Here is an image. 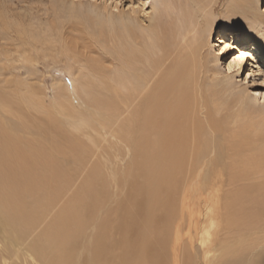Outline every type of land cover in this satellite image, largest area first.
Instances as JSON below:
<instances>
[{
	"label": "bare ground",
	"instance_id": "1",
	"mask_svg": "<svg viewBox=\"0 0 264 264\" xmlns=\"http://www.w3.org/2000/svg\"><path fill=\"white\" fill-rule=\"evenodd\" d=\"M189 1L203 6L204 0L159 1L160 19L147 34L148 40L152 39L148 44L152 51L146 58L140 55L137 44L143 42L142 35L135 28L116 30L120 41L117 54L120 70L108 78L109 83L103 87L105 92L101 88L97 90L103 97L93 93L86 83L81 88L88 105L96 110L98 120L105 122L104 129L110 128L108 133L113 138L122 136L126 143L122 151L129 158L132 153L128 167L133 168V172L124 175L125 180H130L126 197L117 201L100 219L88 244L82 245V239L87 236L96 212L103 203L111 200L102 166L97 161L89 167L90 173L75 196L61 206L30 244L25 243L24 257L22 243L57 205L61 199L59 193L71 186L72 180L64 169L67 164L64 166L63 161L71 157L81 163L85 153L92 157L96 154L92 149L87 150L76 137L68 138L63 123L56 119L53 127L57 135L49 154H44L34 143L22 141L21 133L11 129L8 122L10 118L15 121L12 117L20 115L21 106L17 100L26 105L19 86L23 85L19 81L3 82L0 79V239L4 244L0 246V264H9L10 254L5 246L8 242L20 248L24 264H31L27 258L30 253L37 260L35 264H264L259 255L260 246L251 243V236L262 231V227L264 230V195L255 193V188H261L260 182L264 181V144L259 131L260 128L264 130V117L252 122L248 116L238 115L241 125L238 124L236 129L242 133L249 130L242 122L248 117V122L255 124L254 136L245 139L240 147L232 143L226 145L227 168L224 170L221 171L217 164H209L212 147L205 146L204 128L210 124L208 129L214 132L218 125L215 119L209 121L199 117L202 111L201 108L199 112L200 98H203L197 94L196 78L205 66L204 47L218 19H213L212 8L208 7V12L199 9L203 12L202 23H199L197 13L191 12L193 4L188 6ZM237 5V2L231 3L229 13L240 8ZM175 8L179 11L176 16L179 14V20L186 26L181 41L189 40L184 41L182 53L178 49L175 60L161 70L168 60L166 56L178 48L175 26L180 21L174 22L175 14L174 18L171 15ZM251 30L252 36L243 33L239 42L240 46H248L245 40L251 39L249 47L254 51L257 45L259 48L263 45L264 35ZM142 44L146 46L145 41ZM144 51L148 52L146 48ZM241 56L243 59L237 60ZM244 62L246 54L239 50L227 67H241ZM251 63L248 73L253 75L255 63ZM72 94H75L74 100H80L81 95ZM52 104L50 109L56 115L65 105L56 101ZM25 105L23 109L27 107ZM103 112L107 114L103 116ZM19 123V131L32 133ZM210 132L208 130L211 135ZM234 135L236 133L229 134L228 138H236ZM257 146H261V153L256 152ZM95 148H99L98 145ZM251 151L254 153L250 154ZM240 165L244 167L235 168ZM222 172L230 174L227 177L229 184L249 181L246 185L254 188L233 190L222 201L214 187L216 180H222ZM118 184L115 178L110 182L111 188ZM113 213L117 215L115 234H118V241L112 237L107 221ZM187 217L189 233H195V243L200 249L194 256L189 252L180 254V230L185 228ZM10 227L16 233L12 239L6 231ZM114 240L124 248L123 252L116 253ZM191 247L192 252H196L194 244ZM81 249L86 256L80 253ZM14 255L18 256V252ZM226 259V263H221Z\"/></svg>",
	"mask_w": 264,
	"mask_h": 264
},
{
	"label": "rangeland",
	"instance_id": "2",
	"mask_svg": "<svg viewBox=\"0 0 264 264\" xmlns=\"http://www.w3.org/2000/svg\"><path fill=\"white\" fill-rule=\"evenodd\" d=\"M159 1L0 0V79L3 82L6 80L19 81L23 85H19L21 94L26 98V105L22 104L21 100H17V102L20 101L21 107L18 110L20 115L14 116L15 118L12 117V120L15 121H11L10 118L8 124L11 125V129L17 131L19 135L20 133L23 135H20L22 141L34 143L44 154H49L51 143L57 135L53 127L56 119L63 123L61 124L68 138L76 137L87 150L92 149L96 154L92 157L85 153V160L81 163L71 157L66 158L68 161H63L64 166L67 164L64 169L69 179L72 180L71 186L59 193L61 199L51 209L49 216L47 215L26 242L22 243L24 257H26L25 252L27 251L25 243L30 244L61 206L75 196L77 190L83 184V180L90 173L91 168L89 167L96 161L102 166L104 181L109 191L108 197L111 200L103 203L96 212L93 222L87 230V236L82 239V245L88 244L92 240L97 224L100 219L105 217L106 212L117 201L121 202L126 197L130 180H125L124 175L127 172H133V168L128 167L130 164L128 161L131 160L132 153L130 158L124 156L122 146L126 143L121 139L122 136L113 138L108 133L110 128L108 131L104 129L105 122L98 120L96 110L93 107L91 109V106L88 105L87 98L84 93L82 94L81 88L86 83L92 88L93 93H99V96L103 97L101 93L105 92L103 87L109 83L108 78H112L120 70L121 64L119 65L120 60L117 56L120 41L115 34L116 30L126 31L128 27L135 28L137 33L142 35L141 40L143 42H140L141 45L137 44L138 47L140 46V55L142 58L148 57L147 53L149 54L152 51L151 46L148 44L152 39L148 40L147 34L160 19L162 8L159 6L161 5ZM209 1L204 0L203 6L189 1L188 6L193 4L194 9L191 12L195 11L197 13L199 23H202L203 19V12L199 9L208 12V7L212 8L213 19H218L214 23L207 45L204 47L205 66L196 78V90L197 94L203 98V100L200 98L199 106L201 107H199V112L201 108L202 111L199 117L208 118L209 121L215 119L218 125V130L215 129L214 132H210V129H208L210 124L206 125L205 131L203 130V138H207H204L207 142L205 146L212 147V153L208 156L209 164H217L216 166H220L222 171L227 168V161L224 158L227 151L226 145L232 143L240 147L245 139L254 136L255 124L248 122L249 118L254 122L262 120V117H264V42L262 46L260 45V48L257 45L258 50L256 48L254 51L249 47L252 43L249 44L251 39L245 40L248 46H240L239 42L243 33L252 36V28L264 35V0H244V3L241 0H212L208 6ZM233 2H237V7L240 8L230 10L232 13H229V5ZM172 11V17L174 18V14L176 17L174 22L180 21L179 23L176 22L177 26H175L178 35V48L174 52L172 51V55L168 54L166 56L168 60L165 61V65L163 64L161 70L175 60L179 50L181 51L184 46V41L189 40L186 38L181 41L182 34L186 33V26H183L185 25L183 20H179V14L176 16V12H179L178 8ZM230 14L231 17H228ZM177 18L178 20H176ZM190 36L187 37L190 38ZM144 41L146 46L142 44ZM131 44L133 45L132 42H130ZM137 45L133 46L137 47ZM144 48L148 52L144 51ZM239 50L245 52L246 62L241 67L228 68V63L233 61ZM251 62L255 63L253 75L248 73ZM12 84L16 86L14 83ZM100 88L102 92L97 91L101 90ZM193 91L192 93H194ZM73 92L81 95L80 100H74L75 94H72ZM27 97L31 98L27 100ZM32 97L37 99L34 100ZM55 101L58 104H65L64 109L60 108L57 115L50 109ZM24 105L27 106V109H23ZM67 108L70 114L69 111L67 112ZM106 114L107 112L102 113L103 116ZM238 115L249 117L244 118L242 121L249 129L244 133L236 129L240 122ZM47 119L48 123H46ZM19 122L32 130V133L24 134L19 131ZM259 131L262 132L260 136L262 137V144H264V130L260 128ZM233 133H236L234 135L236 138L229 139V134ZM237 134H239V137ZM68 142L69 140L66 139V143ZM96 145L99 148H95ZM260 147L255 148L258 150H256L257 153H261L262 148L260 149ZM252 153L254 151L250 152V154ZM242 155H245V153ZM77 156L78 153L74 155L75 158ZM70 160L72 161L70 162ZM241 167L243 168L244 165L235 168L239 169ZM214 168L216 169L215 166ZM68 169H71V171ZM221 174L223 176L222 180H216L214 187L217 188L219 198L222 201L226 194L233 193L237 189L254 188L246 185L250 183L249 181L229 184L227 177L230 174L228 172H222ZM114 178L119 181V184L111 188L110 182ZM260 186L261 188H255V193L258 191L261 195H264V181L260 182ZM249 196L252 198L254 193H250ZM256 206L260 207L261 205L256 204ZM193 217L195 218V215ZM188 218H186L185 228L180 230L182 235V240L179 243L181 256L185 252H189L194 256L199 249L195 243V233H189L187 228ZM107 221L110 223L112 237L118 241V234H115L117 228L116 213L108 216ZM6 231L11 239V236L16 234L11 227ZM251 238V243L260 246L259 255L264 259L263 227L262 231H257ZM191 242L194 244L196 252H192ZM115 244L113 249L115 248L116 253L123 252L124 248L116 242ZM0 246H4L2 239H0ZM5 246L10 254V257L7 258L9 264L25 263L24 257L20 254V248L14 247L9 242ZM15 251L18 252V256L14 255ZM82 252L83 249L80 250V253ZM83 256H86L85 252H83ZM27 258L31 264L37 262L31 253L30 257ZM228 259L221 263H226Z\"/></svg>",
	"mask_w": 264,
	"mask_h": 264
},
{
	"label": "snow or ice",
	"instance_id": "3",
	"mask_svg": "<svg viewBox=\"0 0 264 264\" xmlns=\"http://www.w3.org/2000/svg\"><path fill=\"white\" fill-rule=\"evenodd\" d=\"M242 59H243V57H242V56L237 58V60H242Z\"/></svg>",
	"mask_w": 264,
	"mask_h": 264
}]
</instances>
